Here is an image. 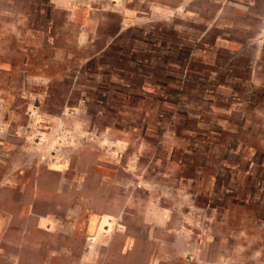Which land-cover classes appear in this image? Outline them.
<instances>
[{"label": "rangeland", "instance_id": "obj_1", "mask_svg": "<svg viewBox=\"0 0 264 264\" xmlns=\"http://www.w3.org/2000/svg\"><path fill=\"white\" fill-rule=\"evenodd\" d=\"M0 264H264V0H0Z\"/></svg>", "mask_w": 264, "mask_h": 264}]
</instances>
